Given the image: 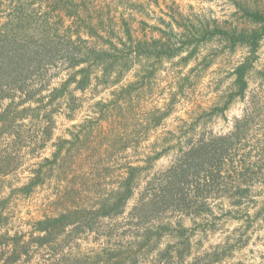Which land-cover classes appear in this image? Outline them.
<instances>
[{"label": "rangeland", "instance_id": "374dc122", "mask_svg": "<svg viewBox=\"0 0 264 264\" xmlns=\"http://www.w3.org/2000/svg\"><path fill=\"white\" fill-rule=\"evenodd\" d=\"M0 264H264V0H0Z\"/></svg>", "mask_w": 264, "mask_h": 264}, {"label": "trees", "instance_id": "16d2710c", "mask_svg": "<svg viewBox=\"0 0 264 264\" xmlns=\"http://www.w3.org/2000/svg\"><path fill=\"white\" fill-rule=\"evenodd\" d=\"M92 51H93V50H92ZM94 52H95V51H94ZM106 52H107L106 50H102V49H100V50H98L96 53H101V54L105 55ZM77 65H79V64H78V63H74L73 66H77ZM129 195H130V193H129Z\"/></svg>", "mask_w": 264, "mask_h": 264}]
</instances>
